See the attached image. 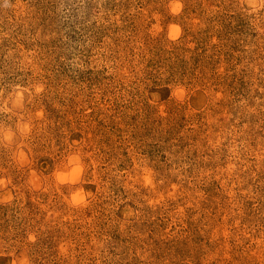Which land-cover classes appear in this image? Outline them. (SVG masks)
Here are the masks:
<instances>
[{"label":"rangeland","instance_id":"obj_1","mask_svg":"<svg viewBox=\"0 0 264 264\" xmlns=\"http://www.w3.org/2000/svg\"><path fill=\"white\" fill-rule=\"evenodd\" d=\"M0 264H264V0H0Z\"/></svg>","mask_w":264,"mask_h":264},{"label":"clouds","instance_id":"obj_2","mask_svg":"<svg viewBox=\"0 0 264 264\" xmlns=\"http://www.w3.org/2000/svg\"><path fill=\"white\" fill-rule=\"evenodd\" d=\"M249 2H252V0H249ZM180 7H181V5L177 2V3H175L174 5H173V7H172V12L173 13H177V12H179V10H180ZM176 34H178V29L177 30H174V32H173V34H172V38L173 39H175V36H176ZM74 172H79V169L77 168V169H74ZM83 200V196H82V194H80V193H76V194H74L73 196H72V201L74 202V203H79L80 201H82Z\"/></svg>","mask_w":264,"mask_h":264}]
</instances>
